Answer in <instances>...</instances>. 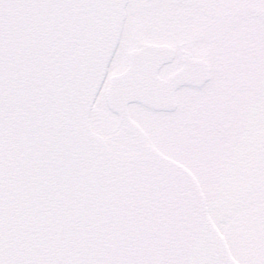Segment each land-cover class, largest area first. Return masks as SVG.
Listing matches in <instances>:
<instances>
[{
  "label": "snow or ice",
  "instance_id": "6c2138e0",
  "mask_svg": "<svg viewBox=\"0 0 264 264\" xmlns=\"http://www.w3.org/2000/svg\"><path fill=\"white\" fill-rule=\"evenodd\" d=\"M0 264H264V0H0Z\"/></svg>",
  "mask_w": 264,
  "mask_h": 264
}]
</instances>
